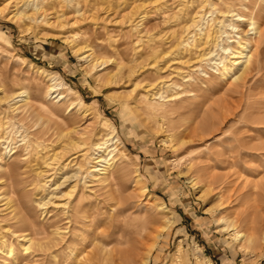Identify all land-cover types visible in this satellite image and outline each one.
<instances>
[{
    "label": "rangeland",
    "instance_id": "374dc122",
    "mask_svg": "<svg viewBox=\"0 0 264 264\" xmlns=\"http://www.w3.org/2000/svg\"><path fill=\"white\" fill-rule=\"evenodd\" d=\"M49 1L32 0L27 11L37 3L44 9H50L42 14L45 16H40L42 12H39L36 16H40L38 21H27L30 27L27 26L24 29L19 27L16 22L9 20L8 17L12 16L17 9L22 11L26 8V6H23L25 0H0L1 7L6 4L9 7L4 14H0V30L7 35L5 38L4 34H0V99L8 97V100H10L20 92H26L28 95L25 101L21 100L16 103V106L19 107L18 111H13L9 104L22 99L21 96H18L14 101H9L10 103L8 100L0 101V122H3L8 127L7 131L10 134H6L10 141L0 144V154L3 155L2 153H7L10 148L12 149L9 155H4L3 159L0 158L2 159V161L0 160V220L8 212L4 210L5 206L3 205L4 199L8 196V198H12V201L16 200L12 204L15 206L14 208H17L15 210L19 212V216H25L26 214L21 213L23 214L21 215L20 211L27 209L29 213L26 216H30L29 218L34 223L43 222L39 206L40 195L37 193L38 186L43 183V177H41L43 173L40 171L48 169V174H53L55 181H58L65 172L73 173L74 168L71 166H68L66 170H59L61 166L58 165L70 162L74 157H70V160L66 158L68 154L62 151L64 150L62 148L63 143L65 145L73 137V139L86 138L80 136L74 130L76 127L83 128L86 125L88 126L91 122L90 117L81 116L77 112V108L73 107L72 109L69 104L71 101L77 102L79 97L78 94L69 90V87H73L79 91L87 102H91L96 107V111L100 115L104 114L114 119L118 134L124 145H119L120 152L123 151L122 153H125L126 158H128V165L130 166L128 167L130 170L128 172L133 175L135 168L138 166L144 178L143 183L149 188L150 195L145 198L143 196L142 199L137 201V203L139 202L138 204L136 203L130 208H128V203V205L126 204L127 206L125 203L122 204V208L126 210L120 215L122 222L126 223V221H129L133 224L145 222L146 219L153 215L149 208V204L152 201L165 203L170 208L169 215L172 216V223L164 231L154 248L149 264H181L179 261L183 264H264V239L262 238L264 231V186L260 184L257 187V193H255L252 191L251 182L246 183L248 178L258 181L259 178L261 179L264 176V170H262L264 169V160L263 158L260 159V156H254V158L251 156V158L249 157L250 155H246V150H259L243 146V143L237 140V137L240 138L245 133H259L260 127H263L259 123L264 117V97H261L264 96V93H261V95L259 92H233L234 90L232 91L230 85H228L233 81V78L224 81L222 83L223 86L220 85L217 90H209L206 97L196 87L187 86L188 91L191 90L195 95L188 97L189 94H187L185 97V99L189 98L186 104H189L191 108H188V116L183 119L184 128L182 127V131L178 133L169 131L170 122L167 119L157 115L152 116V114L150 116L144 109L146 108L145 104L143 105L140 102V93L144 90L143 87L158 75L165 76L166 78L163 77L165 80L178 83L182 81V74L190 72L193 76H197V72L190 66L191 63H181L184 58L190 56L188 54L190 53L189 50L183 49L179 52V50L176 51L174 48L177 41L176 38L183 25L184 18H186L185 13L196 8L200 1L126 0V2L125 0H115L113 3H108L106 0H86V2L88 1L87 4L81 0L78 6L79 14L76 11H72L66 17L71 19L72 22L76 19H81L80 16H85V20L81 21L80 24H75L69 30L62 31L64 32L62 34L74 38L79 46H84L86 45L85 42H87V45L93 49L94 58L99 57L100 60L109 59L97 71L92 70L89 62L83 58L85 54H89L91 51L86 50L80 54L75 53L74 45L69 43V41H65L57 30H53L46 23V18L52 17V20H55L56 16L63 13V9L56 4L52 6L53 0ZM243 1L245 0H233V5L237 12H247L241 6ZM187 5L189 8L186 7ZM222 7L226 6L222 4ZM132 12L134 15L131 20ZM137 22L139 26L134 29L133 26ZM131 24L133 25L131 26ZM144 55L148 57L147 61L142 60ZM137 60L138 62L141 60L142 65H145V67L128 78V69ZM37 65L53 73L51 76L58 73L69 85L62 89L66 94H64L65 98L62 100L65 104L62 105V108L57 109L56 106H59V103L55 104L53 98L48 96L47 88L51 84L49 79L51 76L47 72L38 71ZM156 66L158 69L161 68L159 74L153 71ZM200 66L209 71L211 65L207 62H202ZM142 72L145 73L140 75ZM113 75L117 76L112 77ZM135 83L138 85L135 86ZM167 92L170 94L169 90ZM56 94L58 93H53L52 97ZM201 100L208 105L217 101L216 104L220 107L215 106L212 109V113L215 112L214 114L216 115H232L227 116L224 122L220 124V128L216 129L217 126L215 125V130L210 133L208 131H199L196 134H192L185 128L193 126L195 124L194 120H204L202 115L204 109L194 120V117H190L191 110ZM222 104L226 105V109L223 108ZM23 116L24 118H22ZM244 117L247 118L245 119ZM50 128L53 129L51 130ZM246 129L248 130L246 131ZM41 130L44 131L42 132ZM60 131L70 133L66 138H63L60 137ZM12 135L13 137H10ZM22 138H25V141L29 138L32 142L39 138L41 147H36L37 145L33 143L30 148H23L24 141ZM180 138L185 144L178 146L177 142ZM253 141L257 142L259 140ZM42 144H44V147ZM88 145L87 143L86 147ZM17 150H21L22 157H27V160H23V165H21V171L24 173H21L19 177L21 178L24 174L26 176L24 175L25 177L21 178L24 185L21 186L19 195L14 192L13 188L3 185L8 184V178L2 174L7 167L5 162L10 163L15 157ZM209 151L213 152H210V154L208 153ZM55 152L63 153L64 156L62 154L63 157L60 160L52 162L51 166L45 167L42 156L45 154V158L47 157L48 162H51L50 157ZM244 154L245 156H243ZM13 155L14 157H12ZM35 156L40 158H38L37 162ZM189 158H193L198 163V166L201 164L205 165L204 169L197 171L188 170ZM215 164L219 165V167ZM253 166L258 169L251 170ZM49 167H52L53 170ZM209 167L211 168L208 169ZM55 173L56 176L54 175ZM121 176L123 174L119 170L115 181V185H117H114L112 189L118 191L117 194L122 197L129 196L133 192L134 183L122 184ZM225 178L228 185L223 183ZM61 181L63 179L58 181V183ZM214 184H219L220 186L217 187ZM63 185L54 191L59 193L68 190V183ZM97 185L93 186L94 190L99 192L97 194L102 201L103 211L108 212L111 210L110 207L117 202L116 200L111 201L110 187L104 188ZM220 188H225L224 192H220L222 191ZM51 191L52 189L47 190L44 195ZM3 194L4 198L2 197ZM222 200L224 203L220 204L223 202ZM92 208L90 206L86 208V215L88 216L84 224L86 227V232H84L86 240H90L93 230H96L92 227L91 220H96L98 219L97 217L103 215L106 222L104 221L98 228V233L100 232L98 235L100 239H98L100 242H97L99 245H103V241L108 243L111 240L103 233L108 227L107 213L101 215L95 213V209L93 208V210ZM223 216L230 218V220L242 216L243 223L241 227L243 232L248 237L252 236V238L250 240L235 238L232 233L233 230L226 227L225 221H223V224L217 221V218ZM64 222L65 220L61 222L63 226H65ZM252 222H256L259 227ZM159 223V221H151L148 229ZM104 224L106 227H102L105 226ZM100 229L102 230L100 231ZM116 234H114L113 239L119 237V234ZM42 236L45 237L44 234L36 235L35 237H37L36 239H42ZM88 243L85 247L86 249H91L93 244ZM114 244L117 245V243ZM179 248L181 249V258L174 256ZM54 251H58V257L61 261L64 259L65 254H69V251H65L63 248L57 249L56 247ZM79 252L78 250L76 251L77 254ZM76 253L75 256L70 258L71 260L75 261L77 259ZM43 256L45 255L41 254L40 258H31L32 260L21 261L20 264H49V258ZM2 261L0 260V264H3Z\"/></svg>",
    "mask_w": 264,
    "mask_h": 264
},
{
    "label": "bare ground",
    "instance_id": "6f19581e",
    "mask_svg": "<svg viewBox=\"0 0 264 264\" xmlns=\"http://www.w3.org/2000/svg\"><path fill=\"white\" fill-rule=\"evenodd\" d=\"M83 1L88 4V1L87 2L86 0H83ZM113 1L115 0H106V2L108 3H113ZM199 1H200V4L198 3L199 5L196 8H193L192 11H187V12L185 11L186 18H184V22H183L182 27L180 28V31L178 30L179 34L176 38L177 41L175 43V48H174L176 51L179 50V52L180 50H183V49L189 50L190 53L188 54H190V56L189 57L187 56V58L182 57L185 60L183 59L181 63L182 64L191 63L190 66L193 68L195 72H197V76H193L190 72L185 73L184 75L182 74L181 76L182 81L181 83H178V82H170L167 79L165 80L163 78L165 76L158 75L155 79L149 81L143 87L144 90L140 93L141 95L140 102L143 103V105L145 104L146 106V108L144 109H146L149 115L150 114H152V116L157 115V116H161L164 119H167L170 122L169 131H172L173 133H178L182 131V129L185 126L183 119H185L188 116L187 114L188 108H191L189 104H186L189 98L185 99V97L187 96V94H189L188 97L195 95V93H193L191 90L188 91V89L186 88L187 86L196 87L199 91L201 90V93L203 92V95L206 97V94L209 92V90L215 91L220 87V85H222L224 81L229 80L230 78H233V81H231V83L228 84L230 85V89H232V91L234 90L233 92L237 91V93L238 92L241 93V92L248 91L249 93L250 92H253V93L259 92L260 94L264 93V87H263V84H264V0H245L243 1V4L241 6L242 8L247 10L246 13H243L242 11L237 12L236 9L234 8L233 0H199ZM31 2L32 0H25V2L23 3V6L24 7L26 6V8H24L22 11L17 9L16 12L12 14V16L8 17V19L12 20L13 22H16L19 25V27L26 29V27L28 26L27 21H38L39 17L45 16L42 14L45 13L48 9H50V8L44 9L42 6H39L37 3L35 4V6L32 4L33 6L31 7V9L27 11V9L30 7ZM52 2H53L52 6L56 4L57 6L63 9V13L62 15L56 16L55 20H52V17L48 19L46 18L45 20L46 23L53 30H57V32L60 33V36L64 37L65 41H69V43H72L74 45L73 49L75 50V53L80 54L81 52H85L86 50L91 51L89 54H85L83 58H85L89 62L92 70L97 71V69L99 67L101 68V65L105 64L107 61H109V59L100 60L99 57L94 58L93 49L92 47H89V45H87V42H85L86 45L79 46V44L76 43L77 41L74 38L70 36L68 37L66 35L64 36V34H62L64 33L62 31H65L66 29L69 30V28H72L75 24H80L81 21L85 20V16L83 17L80 16L81 19H76L75 21L72 22L71 19H68L66 17V15L72 11H76L79 14L80 10L78 9V6L81 3V0H53ZM1 4L3 5V3ZM222 4L225 5L226 7H222ZM186 7H188V5ZM8 8L9 7L7 6V4L1 7L0 14H4V12ZM39 12H42L41 15L39 17H36ZM133 15L134 13L132 12L131 17H130L131 20L133 19L132 18ZM131 20L129 19V21ZM132 23L134 22L132 21ZM132 25L133 24H131V26ZM138 26H139V23L137 22L134 24L133 27L134 29H136L138 28ZM0 34H4L5 38L7 37L4 31L0 30ZM149 39L151 40V38ZM139 41H142V40H139ZM154 50L156 52L155 48ZM144 56L142 57V60L147 61L148 57L146 56L144 57ZM24 59L26 60V58ZM202 62H207L208 64L211 65L209 71L200 66V63ZM37 67H38V71L40 70L41 72H44V73L47 72L50 76L51 74H53L42 66L37 65ZM144 67L145 65H142V61L140 60L138 62L137 60L136 63L128 69L127 77L130 78L131 76L135 74L136 71L139 72ZM160 69H158V67L156 66L154 67L153 71L156 74L157 73L159 74L160 73L159 71H161ZM144 73L145 72H142L140 73V75ZM116 76L117 75H113L112 77H116ZM49 79L51 80V84L49 87L47 86L48 96L53 98V102L55 104L59 103V106H56L57 109L62 108L63 107L62 105H65L64 102H62V100L65 98V95H66L62 89L64 87L66 88V86H69V85L65 82L63 78H61V76H59L58 73L52 75ZM156 80L158 81L155 82ZM137 83H135V86L138 85ZM165 89L169 90L170 94ZM69 90L71 92L78 94L79 96L77 102L71 101L69 103L72 109L73 107H76L77 112L81 116L87 117V118L90 117L89 119L91 122L90 124H88V126L86 125L83 128L74 127L75 128L74 132H76L80 136L86 137L87 139L86 138L73 139L74 138L73 137L72 139L70 138V141L68 142H66L67 140L65 139L66 143L65 145L63 143L62 148L64 150L62 151H65V154H68L66 158L69 159L70 157H73V156L74 157L71 160L69 159L70 162H67V163L64 162L65 164L63 163V165L61 164L58 165V166H61L59 170H66L68 166H71L74 168V171L71 174L66 173V172L63 173V175L58 180L60 181L61 179H63V181L59 183L58 181H55V177L53 176V174H48L49 173L48 169L40 171L43 173L41 176L43 177L42 179L43 183L38 186L37 193L38 195H40L39 206L41 208V218L43 222L39 221L38 223H34L29 218L30 216L29 217L26 216L29 213L27 209L20 211V214L25 213L26 214V215L24 214L25 216L23 217L19 216V212H16L15 210L17 208H14L15 206L12 204V202L13 201L15 202L16 200L12 201L11 200L12 198L10 199L8 198V196L7 198L4 199L5 200V202H3V205L5 206L4 210L8 212L0 220V258H2L0 260H3L2 261L3 264H20L21 261H25L31 258H38V257L40 258V255L44 254L45 256L43 257L49 258V264H149L154 248L156 247L160 238L164 234V231L167 228H169L170 224L172 223V216L169 215L170 208L165 203H155L152 201L149 204V208L151 209L153 215L150 218L146 219L145 222H142L140 224H133L129 221H126V223L122 222V220L120 219V215L122 214V212L126 211L122 208V204L125 203L126 205L128 203L129 204V205L127 204L128 208H130L133 205H136L137 201L139 199H142L143 196L145 198L150 195L149 188L145 183H143L144 178H143L142 173L139 171L138 166L135 168L133 175L128 172L130 171L128 168L130 167L128 165L129 164L128 158H126L127 156L125 153H122L123 151L120 152L119 145H122V146L124 145H123V141L121 137L118 134L114 119L104 114L100 115V113L96 111V107L91 102H87L80 95L79 91H77L75 88L69 87ZM53 93H58V94L52 97ZM18 96H21L22 99L15 101L13 103H10L11 101H14ZM27 97L28 95L26 92H20L16 96L12 97L10 100H8V97H2L0 101L1 100H4V101L8 100V102L10 101L9 106L12 108V110L18 111L19 107L16 106V103L21 100L25 101ZM261 97L263 98L264 96H261ZM207 103L209 102L207 101ZM216 103L214 102L213 104L208 105L203 100L198 102L194 106L193 110H191L190 117L191 118L194 117L193 118L194 120L195 117L201 114L202 110L204 109V113H202L204 120L203 121L194 120L195 124L185 129L189 130V132L192 134H196L199 131H208L210 133L213 130H215L214 127L216 126H217L216 129L220 128V124L224 122V120L227 118L228 115H232V114H225V116H223L224 114H222L220 116V115L214 114L215 112L212 113L213 107L218 106ZM222 105L224 106L223 108L226 107L225 104H222ZM260 108H263V107H260ZM247 117H244V118L246 119ZM22 118H24V116ZM262 118L263 120L261 121L259 120L260 121L259 124H262L263 127H260V130L258 131L259 133H255V134L245 133L246 135L242 134L240 138L237 137L238 138L237 140L243 143L242 144L243 146H248L250 148H253V149L255 148L259 150V151L246 150L245 152L246 155H250L249 157L253 156V158L254 156H260L261 158L260 157L259 158L260 159L263 158L264 160V117ZM13 125L15 126V124ZM7 128L8 127H6L3 124V122L0 124V144H5L6 142L10 141L9 137L6 135L8 133ZM247 130L248 129H246V131ZM41 131L43 132L44 130H41ZM69 133L70 132L62 131L60 134V137L66 138ZM10 137H13V135ZM253 140H259V141L254 142ZM23 141H24L23 148L28 149L33 145V143L34 145L35 144L37 145L36 147H39V148L41 147V144H40L41 141L39 140V138H37L35 142L34 141L32 142V140H30L29 138L26 139V141L24 138ZM87 143L89 145L86 147ZM177 144L178 146H181L185 144V142L181 140L180 138ZM42 145L44 147V144ZM11 150L12 149L10 148V150L7 151V153L6 152L2 153L3 155L0 154V158L3 159L4 155L5 156L7 154L9 155ZM210 152H213V151H209L208 153ZM62 154L63 153L55 152L53 155H51L52 157H50L51 162L50 161L48 162V159H46L47 157L45 158V154H44L42 156V160H43V163L45 164V167L51 166L52 162L54 161L60 160L64 156V154L63 156ZM245 154L243 156H245ZM118 155H120L119 158H118ZM12 157H14V155ZM38 158L39 157H36L37 159L36 162L38 161ZM2 159L0 160L2 161ZM25 159L27 160V157H22L21 150H17L15 157L12 159V161L10 163L5 162L7 167L2 173L4 177L8 178L7 179L8 184H3V185L13 188L14 192L18 195H19L21 186L24 185L23 182L21 181V178L25 174L21 178L19 177V175H21V173L22 174L24 173L21 171L22 170L21 165H23L22 163H23V160ZM189 159L190 161L187 166L188 170L197 171V170L204 169L205 165L201 164L200 166H198V163L195 162L193 158H189ZM217 167H219V165ZM49 168L53 170L52 167H49ZM210 168L211 167H209L208 169ZM255 169H258V168H255L254 166L251 168V170H255ZM26 170H27V167H26ZM36 170L35 172H37ZM119 170L123 174V176H121V179H120L122 181V184L128 185L129 182L134 183L133 192L129 196L122 197L119 194H117L118 191L116 190L114 191L112 189L113 186L115 185V181L117 179L116 174L119 173ZM25 172H28V171H25ZM54 175L56 176V173ZM196 176L198 177V175ZM259 179L258 181H253V178H248L246 180V183L251 182L252 191L255 193H257L256 190H258L257 187H259L260 184H263L264 186V176L260 180ZM223 181H222L223 183H226L227 181L226 178ZM65 183H68V188H67L68 190L66 191L60 190L61 192L59 193L54 191L56 189H59ZM95 184L96 185L98 184L104 188L110 187L111 196L110 195L109 196L111 198V201L116 200L117 202L116 204L112 205V207H110L111 208L110 211L108 212L103 211V206L101 204L102 201L100 199V196L97 194L99 192L95 191L93 187ZM219 184L218 185L214 184V185L218 187L220 186ZM224 185H228V184L226 183ZM50 189H52V191L44 195V192H47V190H50ZM223 190H225V188L222 189V191L220 192H224ZM218 191H219V188H218ZM2 197L4 198V194L2 195ZM222 203H224V201L221 202L220 204ZM89 206L95 209L96 211L95 213H98L101 215L104 213H107L106 219H107L108 227H106L105 224H104L105 226H102V227L107 228L106 230H104L103 233H105V235L108 238H111V240L108 243L107 242L104 243L105 241H103V245L102 244L99 245L97 243L98 241L100 242L99 240L100 237L98 236L100 232L98 233L99 231L98 228H100V224H102L104 221L106 222L103 215L101 217H97L98 219L96 220L95 219L91 220L90 223L93 224L92 227H94L97 230V232L96 230H93L92 238L90 240H86L87 238L84 233L86 232V229H85L86 227L84 224L86 223V220L88 219V216L86 215V210H87L86 208ZM105 206H108V205H105ZM50 208L52 209L50 210ZM241 217L239 216L237 219L232 218L230 220V218H226V216L225 217L223 216V217L217 218V221L219 223L222 222V224H223V221H225L226 227L233 230L232 233L235 236V238L240 239V240L242 239L250 240L252 236L248 237L246 233L243 232V228L241 227L243 223ZM62 220H65L64 222L65 226L62 225L63 223L61 224ZM153 220L159 221L160 223L148 229L149 223H151V221ZM253 224L255 225L256 222ZM256 226L258 225L256 224ZM101 230L102 229H100V231ZM78 231L81 233H79ZM116 233L119 234V237L117 239H113L114 234ZM42 234H44L45 237L42 236L43 237L42 239H36L37 238L35 237L36 235H42ZM262 238L264 239V231L262 233ZM89 241L91 244H93V247L91 249H86L85 246L87 245ZM114 243H117V245H115ZM56 247L57 249L63 248L65 251H69V254L64 255L63 257L64 259H62V261L58 257V253H57L58 251L57 252L54 251ZM77 250L78 252L80 251L78 254L76 253ZM180 251L181 249L179 248L177 250V254L174 256L177 258L178 257L181 258ZM75 253H76L77 259L73 261L70 258L75 256ZM179 262L183 264L181 261ZM34 263H37V262H34Z\"/></svg>",
    "mask_w": 264,
    "mask_h": 264
}]
</instances>
